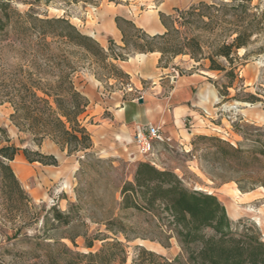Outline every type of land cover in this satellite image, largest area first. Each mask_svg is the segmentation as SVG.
Segmentation results:
<instances>
[{"label": "trees", "instance_id": "obj_1", "mask_svg": "<svg viewBox=\"0 0 264 264\" xmlns=\"http://www.w3.org/2000/svg\"><path fill=\"white\" fill-rule=\"evenodd\" d=\"M159 18L164 32L150 34L134 21L116 16L124 46L111 40L106 48L66 17L21 13L11 0H0V43L11 42L14 37L24 43L31 39L34 55L31 65H21L0 78V103L8 102L13 108L10 119L19 133L28 134L39 148L49 139L68 156L81 153V170L88 159L104 163L94 158L92 135L83 119L90 100L73 80L75 66L67 51L69 46L123 76L128 75L115 62L128 56L118 49L158 52L162 67H168L179 55H189L197 63L208 61V70L224 72L227 83L223 89L216 87L221 95L228 96L237 70L244 64L236 63L242 60L239 49L248 48L255 36L264 33V11L253 5V0L200 1L171 14L160 12ZM96 77L99 79L98 74ZM251 99L256 97L251 95ZM239 133L244 141L238 145L207 135H196L191 144L199 151V143H208L213 161L234 174L227 180L235 181L241 191L264 188V131ZM20 150L0 127V182L11 201L29 205L33 199L11 165ZM23 153L31 163L59 165L55 154L28 147ZM110 167L114 169L113 162ZM116 191L120 194V213L142 216L146 226L113 213L96 221L103 228L93 233L86 229L57 236L60 229L81 219L83 197L79 187L78 203H71L67 211L50 208L43 218V235L17 237L13 247H0V264H264V239L259 229L244 219L235 223L216 194L187 187L171 169L139 161L132 179L122 180ZM80 236L84 238L83 249L77 243ZM138 239L158 242L165 248L175 240L180 253L168 257L141 244L132 247Z\"/></svg>", "mask_w": 264, "mask_h": 264}, {"label": "rangeland", "instance_id": "obj_2", "mask_svg": "<svg viewBox=\"0 0 264 264\" xmlns=\"http://www.w3.org/2000/svg\"><path fill=\"white\" fill-rule=\"evenodd\" d=\"M200 1L220 0H50L48 2L45 0H11V3L21 13H34L40 17H66L82 32L93 36L108 48L111 40L118 46H124L122 43H117L115 38L109 34L110 24L115 21L116 16L132 20L138 27L150 34H155L158 28L163 29L159 18L160 12L171 14L174 13V9H186L191 4ZM253 5L259 6L260 11H264V0H253ZM30 41L31 39L24 43L14 37L11 42L0 43V78H5L16 68L21 65L26 66L33 61L34 55L30 50ZM67 51L75 66L73 80L81 92L90 96L94 109L99 108L94 102L102 105L111 95L125 100L140 99L150 90L154 82H160L159 74L152 79H147L140 73L129 74L126 71L127 64L121 60L115 63L128 76L118 75L117 72L95 62L91 56L76 47L69 46ZM117 51L128 56L125 61H135L133 59L137 54H149L127 53L126 50L121 49ZM238 55L242 60L236 63L244 64L240 65L237 70V78L233 86L229 88L228 96L221 95L217 89V87L223 89V85L227 83L224 72L204 73L208 70V61L197 63L189 55H179L170 61L169 78L163 80L165 84H168L165 86L167 90L173 87L174 81L180 76L199 69L203 72L198 71V73L207 77L203 79L206 89L202 93L206 94L209 89L215 93L214 104H208V110H200L201 115L206 119L198 117L197 127H195L198 130L194 133L191 143L196 135H207L220 137L238 145L244 141L240 131L253 134L264 131V33L255 36L248 48L239 49ZM136 59V62L131 63L142 65L147 58L136 57ZM184 59L189 60L193 67L180 64V61ZM38 61L42 63L41 59ZM221 61L225 63L224 60ZM121 65H124V68ZM174 67L179 70L177 77H174ZM97 74L99 79L96 77ZM95 79L100 83H97ZM251 95L256 99H251ZM92 109L93 107L90 111ZM12 112L13 108L8 102L0 103V127L6 129L11 142L21 149L11 165L33 202L29 205H22L11 201L0 182V247H13L16 240L25 235H43V218L50 208L56 206L62 211H67L71 203H78L76 189L79 187L83 197L79 209L81 219L69 227L60 229L56 232L57 236L65 237L69 234L83 233L86 229L93 233L96 229L103 228L96 221L113 213L127 217L126 221L146 226L144 217H135L129 212L120 213L118 204L120 194L116 191L122 180L132 179L136 163L143 160L151 161L159 168L175 171L185 185L191 189L216 194L235 223L240 219L248 221L249 224L259 229L264 239V188L243 192L235 181L227 180L234 174L224 171L218 163L213 161L210 150L207 148L208 143H199V151H194L192 144L186 147L181 141L174 139L169 143H155L154 156L149 160L140 155L134 157L136 154L132 157L109 156L93 150L94 158L104 163L96 164L95 160L88 159L85 160L86 167L81 170L78 160L81 153L68 156L49 139L44 141L42 148H39L28 134L19 133L10 119ZM83 119L85 122V114ZM88 121L94 123L95 119L89 118ZM251 143L248 142V145ZM25 147L33 150L40 149L46 154H55L59 165L47 166L39 162H29L23 153ZM16 160L22 162L25 167L24 171L16 169ZM112 162L114 169L110 167ZM223 178L226 179L223 180ZM248 207L256 209V212H245ZM238 208L243 210L239 213ZM256 217L260 219L261 225L258 224ZM62 240L71 244L68 239L63 238ZM77 243L79 249L84 248L82 236L77 238ZM137 244L168 257L180 253V247L175 240H172L169 248L163 247L158 242L141 239L132 242L131 246ZM100 247L101 242H98L97 248Z\"/></svg>", "mask_w": 264, "mask_h": 264}, {"label": "crops", "instance_id": "obj_3", "mask_svg": "<svg viewBox=\"0 0 264 264\" xmlns=\"http://www.w3.org/2000/svg\"><path fill=\"white\" fill-rule=\"evenodd\" d=\"M164 30V27L158 28L155 34L163 33ZM109 34L117 43L123 44L122 33L115 21L110 24ZM136 57L147 59L144 64L136 65L131 63L136 62ZM160 58L161 54L154 52L143 56L137 54L133 59L135 61H123L127 64L126 71L129 74L140 73L147 79H152L158 74L161 77L160 82H154L150 90L142 97V103L139 99L125 100L111 95L102 105L94 102L95 106L99 107L94 109L90 96L85 93L91 101L85 113V124L92 135L93 150L97 153L109 156H134L136 149L133 136L137 124L160 125L174 140L181 141L185 146L191 145V139L198 130L195 128L198 117L206 119L201 115L200 110H208V104H214L215 93L212 89L207 90L206 94L202 93L206 89L203 79L207 77L199 74L198 71L203 72L199 69L180 76L174 81L173 87L167 90L165 86L168 84H165L163 80L169 78L170 68L159 66ZM180 64L193 67V64L190 65L189 60L185 59L181 60ZM121 66L124 68V65ZM212 72L216 71L206 70L204 73ZM95 80L100 83L97 79ZM89 118H94L95 122H89ZM134 157H137V154Z\"/></svg>", "mask_w": 264, "mask_h": 264}, {"label": "built area", "instance_id": "obj_4", "mask_svg": "<svg viewBox=\"0 0 264 264\" xmlns=\"http://www.w3.org/2000/svg\"><path fill=\"white\" fill-rule=\"evenodd\" d=\"M175 76H179V70L173 68ZM173 138L166 134L160 125L137 124L133 136V143L136 147V154L147 158L154 156L155 143H169Z\"/></svg>", "mask_w": 264, "mask_h": 264}, {"label": "bare ground", "instance_id": "obj_5", "mask_svg": "<svg viewBox=\"0 0 264 264\" xmlns=\"http://www.w3.org/2000/svg\"><path fill=\"white\" fill-rule=\"evenodd\" d=\"M172 2V1H171ZM142 56L144 55V54H141ZM14 167V166H13ZM15 167H16V169H19V170H21V171H24L25 170V167H24V165L22 164V162L21 161H19V160H16L15 161ZM23 174H24V172H23ZM25 181V180H24ZM247 200V198H244V200ZM243 205H244V203H243ZM251 207V206H250ZM235 210V209H234ZM243 209H241V208H238V212L240 213L241 211H242ZM256 210V209H255ZM254 209H252V208H246L245 209V212L247 211V212H256ZM237 212V213H238ZM252 214V213H251ZM256 220H257V222H258V224L259 225H261L262 223H261V221H260V219L258 218V217H256Z\"/></svg>", "mask_w": 264, "mask_h": 264}, {"label": "water", "instance_id": "obj_6", "mask_svg": "<svg viewBox=\"0 0 264 264\" xmlns=\"http://www.w3.org/2000/svg\"><path fill=\"white\" fill-rule=\"evenodd\" d=\"M139 101L142 103L143 102V98H140Z\"/></svg>", "mask_w": 264, "mask_h": 264}]
</instances>
